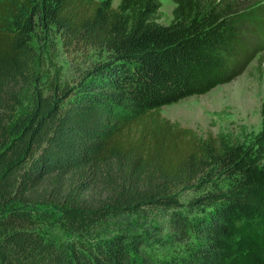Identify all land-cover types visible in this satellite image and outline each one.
Listing matches in <instances>:
<instances>
[{
  "label": "trees",
  "instance_id": "trees-1",
  "mask_svg": "<svg viewBox=\"0 0 264 264\" xmlns=\"http://www.w3.org/2000/svg\"><path fill=\"white\" fill-rule=\"evenodd\" d=\"M160 1L0 0V264H264V103L250 143L160 113L245 72L264 48V5L239 19L225 0H173L165 25ZM53 35L83 61L75 92L60 69L40 72ZM41 209L78 238H46ZM156 210L198 244L144 252L163 241L123 220Z\"/></svg>",
  "mask_w": 264,
  "mask_h": 264
},
{
  "label": "rangeland",
  "instance_id": "rangeland-1",
  "mask_svg": "<svg viewBox=\"0 0 264 264\" xmlns=\"http://www.w3.org/2000/svg\"><path fill=\"white\" fill-rule=\"evenodd\" d=\"M120 1L114 0L113 6L117 7ZM225 1L230 7L232 16L239 17V19L242 15L252 12L255 7L264 5V0ZM160 2L159 23L166 25L172 20L175 4L173 0H161ZM38 44L40 56L44 60L40 72L45 71L53 75L57 69H60L62 86L66 87L69 93L75 92L80 82L76 69L79 66H84L83 61L80 58L73 60L64 53L54 35L50 37V42L47 45H44L43 41ZM263 103L264 48L257 54L245 72L234 81L220 85L205 95L194 96L177 104L166 106L161 109L160 113L163 119L184 128L193 129L204 138L212 134L214 137H226L234 142L250 143L262 127ZM188 112L189 114L191 112L192 116H188ZM189 201V197L182 199L183 204ZM40 213L42 215L38 217L39 232L46 238L59 243L78 238L77 235L66 231L60 215L56 212L41 209ZM200 216L201 214L196 213L191 216V221L198 220ZM128 223L144 236L148 234L152 237L158 236L163 241L158 245L159 243L153 242L154 240L151 238L150 245L143 248L144 252L157 259L176 256L187 250L192 244H198L197 236L191 232H187L186 235H176L170 229L169 216L161 210H156L153 214L146 216H129L123 220V224L127 225ZM115 230L116 224L110 222L99 226L96 231L90 234L105 236Z\"/></svg>",
  "mask_w": 264,
  "mask_h": 264
},
{
  "label": "bare ground",
  "instance_id": "bare-ground-1",
  "mask_svg": "<svg viewBox=\"0 0 264 264\" xmlns=\"http://www.w3.org/2000/svg\"><path fill=\"white\" fill-rule=\"evenodd\" d=\"M188 114V116L189 115H191L192 116V113L190 112V114H189V112L187 113ZM199 114V113H198ZM195 115H197L196 113H195ZM193 116H194V114H193ZM198 116V115H197ZM200 116V115H199ZM194 117H196V116H194ZM195 119V118H194ZM192 120V119H191Z\"/></svg>",
  "mask_w": 264,
  "mask_h": 264
}]
</instances>
